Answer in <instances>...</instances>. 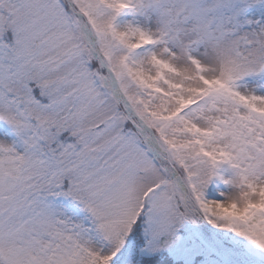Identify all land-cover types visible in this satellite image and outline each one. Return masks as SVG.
Segmentation results:
<instances>
[{
	"label": "snow or ice",
	"instance_id": "snow-or-ice-1",
	"mask_svg": "<svg viewBox=\"0 0 264 264\" xmlns=\"http://www.w3.org/2000/svg\"><path fill=\"white\" fill-rule=\"evenodd\" d=\"M0 264H264V0H0Z\"/></svg>",
	"mask_w": 264,
	"mask_h": 264
}]
</instances>
